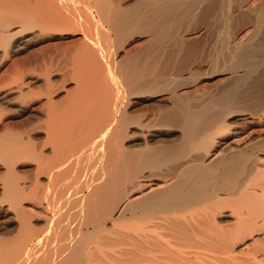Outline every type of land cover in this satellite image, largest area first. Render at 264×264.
<instances>
[{"label":"bare ground","instance_id":"bare-ground-1","mask_svg":"<svg viewBox=\"0 0 264 264\" xmlns=\"http://www.w3.org/2000/svg\"><path fill=\"white\" fill-rule=\"evenodd\" d=\"M0 264H264V0H0Z\"/></svg>","mask_w":264,"mask_h":264},{"label":"rangeland","instance_id":"rangeland-1","mask_svg":"<svg viewBox=\"0 0 264 264\" xmlns=\"http://www.w3.org/2000/svg\"><path fill=\"white\" fill-rule=\"evenodd\" d=\"M67 39V38H66ZM60 49V46H58V47H56L55 48V46L54 47H52L51 49H50V51H48V52H46V53H49V52H52V53H55V52H57L58 50ZM36 91L38 90V89H35ZM16 129H20V127L19 128H17V127H15ZM12 232H13V230H12ZM11 232V233H12ZM12 234H14V232L12 233ZM11 234V235H12Z\"/></svg>","mask_w":264,"mask_h":264}]
</instances>
